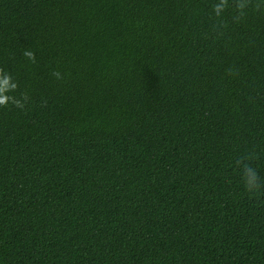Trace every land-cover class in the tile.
I'll use <instances>...</instances> for the list:
<instances>
[{
    "label": "trees",
    "instance_id": "1",
    "mask_svg": "<svg viewBox=\"0 0 264 264\" xmlns=\"http://www.w3.org/2000/svg\"><path fill=\"white\" fill-rule=\"evenodd\" d=\"M3 74L0 264H264V0H0Z\"/></svg>",
    "mask_w": 264,
    "mask_h": 264
},
{
    "label": "clouds",
    "instance_id": "2",
    "mask_svg": "<svg viewBox=\"0 0 264 264\" xmlns=\"http://www.w3.org/2000/svg\"><path fill=\"white\" fill-rule=\"evenodd\" d=\"M218 9L223 7V4H219L216 6ZM25 56L28 57H33V53L31 51H25L24 53ZM9 80H10V76L8 74H3L2 76H0V104L5 103L9 97L4 95V91L6 90L7 87H15V83L13 82L11 85H9ZM250 179L248 180V186L254 187L255 186V174L254 173H249Z\"/></svg>",
    "mask_w": 264,
    "mask_h": 264
}]
</instances>
